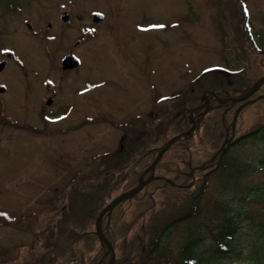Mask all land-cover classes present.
I'll list each match as a JSON object with an SVG mask.
<instances>
[{"label": "rangeland", "instance_id": "374dc122", "mask_svg": "<svg viewBox=\"0 0 264 264\" xmlns=\"http://www.w3.org/2000/svg\"><path fill=\"white\" fill-rule=\"evenodd\" d=\"M10 2L0 0L3 5ZM59 10L70 13L67 22L59 20ZM92 11H103L104 21L93 26ZM49 20L56 32L50 39L54 43L47 41L53 31ZM84 24L94 33L86 42L74 43ZM39 27L40 39L35 33ZM68 46L80 63L61 73L60 58ZM4 48L12 50L9 57ZM263 57L264 0H31L23 2L21 10L6 12L0 7V59L8 61L0 72V85L6 88L0 92V118L8 116L17 123L0 121V214L24 216L21 221L8 220L9 224L26 220L31 226L40 220L35 248L28 240L32 232L26 235L19 225H0V264H56L58 254L46 250L56 247L52 240L61 246V258H74V238L81 235L89 256L98 251V263L102 264V255L106 261L103 246L91 235L99 209L129 187L145 155H155L168 138L189 125V109L203 100V89H213L220 80L240 94L264 74ZM213 66L216 69L202 72ZM48 78L56 83L57 99L71 100L76 106L70 116L73 128L56 140L22 127L42 128L38 107L43 91L51 89L46 86ZM181 108L185 112L180 113ZM221 111L222 107L211 111L188 139H177L160 161L184 168L189 156L202 161L216 151L224 138ZM259 126L264 129V99L242 109L234 137ZM125 134L133 141L129 155ZM227 149L226 168L240 167V178L231 184L217 171L204 175L207 186L198 208L161 235L159 244L154 245V239L162 225L189 212L200 182L183 190L160 187L161 183L122 202L114 212L112 264H139L144 255L146 264H188L180 259L179 250L194 229L193 235L201 238L194 250L197 257L213 259L210 249L219 228L222 198L241 216L231 240L238 255L228 259L225 254L221 264H252L264 258V238L259 235L264 200H238L244 191L253 192L264 183L260 165L264 141L246 137ZM45 160L51 164L48 169ZM260 196L264 197V189ZM57 233L63 239L68 233L74 236L57 243Z\"/></svg>", "mask_w": 264, "mask_h": 264}, {"label": "trees", "instance_id": "16d2710c", "mask_svg": "<svg viewBox=\"0 0 264 264\" xmlns=\"http://www.w3.org/2000/svg\"><path fill=\"white\" fill-rule=\"evenodd\" d=\"M22 2H24V0H11V2L8 3L7 5L0 4V7L4 8V10H6V11L14 10V9H17L21 5ZM263 59H264V57H263ZM221 83L222 82L220 80H217L214 88L212 89L213 92L217 96L227 97L230 95H232V96L235 95L237 90H232V92H230V90L228 88L223 86L225 84H221ZM236 105L237 104L235 102L230 101V100L225 101L223 103H219L215 99H213L211 96H209V108L205 112H203L201 115H198L195 117V119H194L195 123H196V125L202 124L207 117L206 112H211L218 107H222L221 116L223 117V122H225V124H227L226 123V121H228L227 118H229L231 116L230 113L231 114L234 113V111L236 109ZM181 109L182 110L180 111V113H182V111L185 112V110H184L185 108H181ZM196 112L199 113L200 110H196ZM221 122H222V120H221ZM185 129L186 128H183L181 130H185ZM251 136L256 140L263 142L264 141V129H262V127L259 126L256 129L251 130L247 133H242L233 141L232 144L239 143L242 141L243 138L251 137ZM188 138H189V136H185L183 138V140L188 139ZM189 143L190 142H188V144ZM188 144H186L187 147H188ZM191 152H194V151H191ZM226 154H227L226 152L221 154L219 166H217L215 169L218 170V172H220L219 175L223 181L229 182L232 184V183H235L240 178L239 173L241 172V170H240V167H238L236 170L233 169V171H230L229 169L226 168L227 166H229L228 165L229 161L226 162V165L224 162L225 160H227ZM145 157H146V159L141 164L139 169L146 167L151 162L154 155L151 156L150 158H148V156H146V155H145ZM207 157H209V156H207ZM160 160L155 165V168H154L155 174H158L160 176L169 177L178 184L186 183V172H187L188 165H190V164L194 165V164H198L201 162L198 158L196 160L194 157L189 156L187 162L184 163L187 167L182 168L179 164H176L174 162L163 163ZM138 162H142V161L139 160ZM260 165L262 166V168H264V160L263 159L260 160ZM138 171L139 170H137L136 172H138ZM196 180L200 182L198 192L196 194L197 197H195V196L193 197L191 208H190L189 212L187 214H185L183 217L190 215L193 211H195L198 208L199 199L202 196V193L204 192V190L207 186V179H206V177L205 178L201 177L200 172H199V176L196 178ZM136 181H137V173L133 177L132 182L129 186H132L133 184H135ZM160 183H166V182L162 179H157V180L151 181L147 187L154 189ZM126 187H128V186H125V188ZM252 189L254 190L253 192H252V190L251 191L247 190V191H244V193H242V196L238 195V200L239 201L240 200H256V199L260 200V199L264 198V197L260 196V194L263 192V189H264V183L257 184ZM234 191L235 192H233V196L235 197V196H237L238 192L236 189ZM218 204H219L220 209H221L220 215L217 218V223L219 225V228H218V231L216 234L217 237L214 241L213 246L210 249V251L212 252V256L214 258H217V260L219 259V257H221L224 254L237 255L238 250L236 248H234L235 246L232 244L231 240L233 238V235L240 228V226H239L240 219L239 218L241 216V213H239L238 211L233 212L232 210H230V204H229L227 199L222 198L220 201H218ZM245 217L247 219H249V218L251 219V216L249 213H245ZM180 218H182V217H179V218H176V219L170 221V223L168 225H166L161 232H163L167 226L169 227V226L174 225V223ZM109 220L111 223H115L116 215L113 212H112ZM123 233L124 232L122 231V234ZM105 234H107L109 236V238H111L112 241L116 240L115 239L116 237L114 236L115 231H114V228L112 226H108L107 228H105ZM167 234H168V232H167ZM159 235L160 234H158V236ZM259 235L262 238H264V224L260 229ZM200 239H201L200 237L196 238L195 235H191L186 239V241L183 243V245L180 249V255L182 256V258H184L186 261L189 260L191 262L193 259L192 264H199L198 261L200 262V260L195 261L194 257L190 258L192 253L196 249L197 243H198V241H200ZM59 242H60V240H57V243H59ZM77 243H80V242L77 240ZM51 245H56L55 248H50L49 250L54 251L58 254L57 260L59 261L60 260V251H59L60 247H58L59 244L52 243ZM78 250H79V252H82L81 249H78ZM149 251H151V250H149ZM260 253L261 252H258L259 255H260ZM97 258L98 257L95 255L91 260H89V257L85 256L83 258V253L75 252V256L73 259L71 258V260L77 261L81 264H97ZM148 258H149V256H148ZM144 263H146L145 255L140 260L139 264H144ZM56 264H58V263H56ZM203 264H214V263H212V261L208 260V261L204 262ZM252 264H264V258L259 257V259H255V262H253Z\"/></svg>", "mask_w": 264, "mask_h": 264}, {"label": "water", "instance_id": "95a60500", "mask_svg": "<svg viewBox=\"0 0 264 264\" xmlns=\"http://www.w3.org/2000/svg\"><path fill=\"white\" fill-rule=\"evenodd\" d=\"M61 17H62L63 19H65V18L67 17V14H66V13H61ZM100 17H101V15L98 14V13H94V14H93V19H94V20H98ZM3 63H4V62H0V69H1V67L3 66ZM76 64H77V60L75 59V57H73L72 55H66V56H64V58H63V60H62L61 69H65V68L73 67V66H75ZM263 79H264V76L261 77V78H259V79L253 84V86L251 87V89H250L248 92H246L244 95H242V96H240V97H237V98H231V99L236 100V101L245 99L247 96H249V95H250V94H251V93L257 88V86L259 85V83H260ZM0 89H3V88H0ZM255 99H256V98L245 100L244 103H243L242 105L247 104V103H249V102H251V101H254ZM217 100H218V101H223L222 99H219V98H218ZM238 110H239V108H237L236 113H235V115H234V117H233V120H232V122H231L232 130H233V127H234V121H235V117H236V114H237ZM227 132H228V129H226V137H225V139H224V141H223L221 147L219 148V150H223L225 143L230 141V138H227ZM177 137H179V135H176V136H173L172 138H170V139L168 140V142H167L165 148H166V147H167L172 141H174ZM163 150H164V149H163ZM163 150H161V151L157 154L156 158L154 159V161H153L152 164H151V168H153L155 162H156L157 159L160 157V155H161V153H162ZM219 150H218V151H219ZM212 158H213V157H212ZM191 172H192V170L190 171V174H191ZM152 177H153V176H150L149 178H147V179L144 180V181L140 179L139 182H138L133 188H131L130 190H128V191H126V192H124V193H122V194L116 196V197H115L114 199H112L108 204H106V205L101 209V211L98 213L97 218H96V221H95V232H96L97 236L99 237V239L102 240V241L106 244L107 248L111 251V254H112L111 257H112V258L110 259V261L108 262V264H111V263H112V261H113V256H114V252H113V248H112V245H111L110 241L105 237V235L103 234V232H102V230H101V228H100V219H101L103 213H104L107 209L111 208V207L114 206L116 203H118L119 201H121L122 199H124V198H126V197H128V196H131L132 194H134L135 192H137V191H138V190H139V189H140V188H141L146 182H148ZM72 264H77V263H72Z\"/></svg>", "mask_w": 264, "mask_h": 264}, {"label": "flooded vegetation", "instance_id": "af4514ba", "mask_svg": "<svg viewBox=\"0 0 264 264\" xmlns=\"http://www.w3.org/2000/svg\"><path fill=\"white\" fill-rule=\"evenodd\" d=\"M44 93H46L47 96H51V104H49L50 108L52 107V110H48L46 111L43 107L39 106L38 107V114L40 115L39 117L41 118L44 115H49V116H56V108H57V102L58 104L62 105L65 110H69L70 106L69 103L67 102V104L65 102H63V100L57 99V92L56 89H52V90H46L44 91ZM43 93V95H44ZM46 95L42 96L45 97ZM55 102V104H54ZM69 122V117H66L62 120H60L59 122H49V123H44L45 128H47L45 130V132H47V135L43 134V136L47 137V139H53L57 132H58V126L61 124H67Z\"/></svg>", "mask_w": 264, "mask_h": 264}, {"label": "snow or ice", "instance_id": "6c2138e0", "mask_svg": "<svg viewBox=\"0 0 264 264\" xmlns=\"http://www.w3.org/2000/svg\"><path fill=\"white\" fill-rule=\"evenodd\" d=\"M4 215H7L6 213H4Z\"/></svg>", "mask_w": 264, "mask_h": 264}]
</instances>
